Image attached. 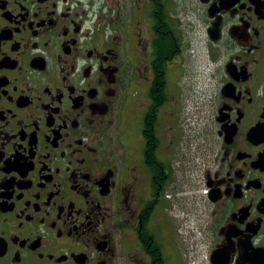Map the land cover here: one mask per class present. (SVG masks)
I'll use <instances>...</instances> for the list:
<instances>
[{
	"label": "flooded vegetation",
	"instance_id": "flooded-vegetation-1",
	"mask_svg": "<svg viewBox=\"0 0 264 264\" xmlns=\"http://www.w3.org/2000/svg\"><path fill=\"white\" fill-rule=\"evenodd\" d=\"M181 210L264 264V0H0V264H184Z\"/></svg>",
	"mask_w": 264,
	"mask_h": 264
},
{
	"label": "rangeland",
	"instance_id": "rangeland-1",
	"mask_svg": "<svg viewBox=\"0 0 264 264\" xmlns=\"http://www.w3.org/2000/svg\"><path fill=\"white\" fill-rule=\"evenodd\" d=\"M200 36V35H198ZM195 49L197 53V62H198V68H194V71H190V74L188 77L192 78V81L190 82L188 79V84L187 81L184 79L183 80V95L184 97H190V104L188 106V113L195 111V102L197 101L199 105L201 106L204 103L205 99V91L207 88L208 84V69H206V62L207 58L205 53L203 52V45L202 42L196 41L195 42ZM124 58V57H123ZM197 90L198 92L194 91ZM195 94L196 96L193 97L192 95ZM131 129L134 134V141L139 142L141 140V128L139 126V123H133L131 126ZM200 146L197 144V158L198 161H201V156L199 155L200 152ZM200 173V171H199ZM200 183V181H199ZM177 215L180 217L178 218L179 223L178 227L179 229V239H180V251L183 254L182 260L184 264H193L194 254L196 253V248L193 246L195 245V237L192 238L189 233L191 230L195 227L194 232L196 233V223L195 225H190V223L187 220L188 215L181 210V212H176ZM194 213V211H193ZM201 248V247H200ZM199 248V249H200ZM203 257V256H201ZM203 260V258H201ZM197 261V260H196Z\"/></svg>",
	"mask_w": 264,
	"mask_h": 264
}]
</instances>
